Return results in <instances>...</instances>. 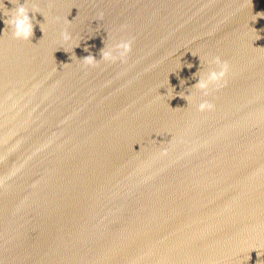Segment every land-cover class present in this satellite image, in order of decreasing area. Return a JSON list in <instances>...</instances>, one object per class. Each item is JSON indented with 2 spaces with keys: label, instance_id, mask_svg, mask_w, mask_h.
Segmentation results:
<instances>
[{
  "label": "water",
  "instance_id": "95a60500",
  "mask_svg": "<svg viewBox=\"0 0 264 264\" xmlns=\"http://www.w3.org/2000/svg\"><path fill=\"white\" fill-rule=\"evenodd\" d=\"M0 264H264V0H0Z\"/></svg>",
  "mask_w": 264,
  "mask_h": 264
},
{
  "label": "clouds",
  "instance_id": "9594fccd",
  "mask_svg": "<svg viewBox=\"0 0 264 264\" xmlns=\"http://www.w3.org/2000/svg\"><path fill=\"white\" fill-rule=\"evenodd\" d=\"M29 11L23 4L17 3L15 7L9 9V14L7 16V24L11 27L13 36L18 39H28L33 34V19L35 16H29ZM32 13V12H31ZM130 44L127 42H119L113 45L111 48L101 50V58L104 60H109L115 62L116 60L123 57L127 51L130 50ZM89 60H95L91 55L86 57ZM189 68L192 65H188ZM224 75V69L217 71L210 68L206 73L205 77L198 79V81L193 85L201 89H206L208 85L212 82L218 81ZM201 108L204 107L203 104L200 105Z\"/></svg>",
  "mask_w": 264,
  "mask_h": 264
}]
</instances>
